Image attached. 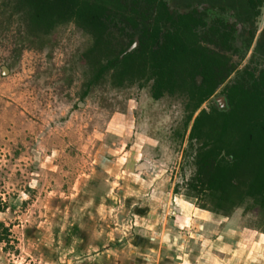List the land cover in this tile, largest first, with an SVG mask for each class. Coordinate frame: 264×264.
<instances>
[{
	"label": "rangeland",
	"instance_id": "1",
	"mask_svg": "<svg viewBox=\"0 0 264 264\" xmlns=\"http://www.w3.org/2000/svg\"><path fill=\"white\" fill-rule=\"evenodd\" d=\"M167 2L232 26L226 43L201 29L230 68L194 114L185 90L155 99L141 74L98 76L81 22L42 25L24 0H0V264H264V208L212 210L195 181L207 124L193 131L202 110L226 106L229 86L264 68V5L251 27L227 5ZM135 22L111 18L103 62L137 47Z\"/></svg>",
	"mask_w": 264,
	"mask_h": 264
},
{
	"label": "trees",
	"instance_id": "2",
	"mask_svg": "<svg viewBox=\"0 0 264 264\" xmlns=\"http://www.w3.org/2000/svg\"><path fill=\"white\" fill-rule=\"evenodd\" d=\"M24 1L34 7V18L39 24L49 26L57 20H75L92 32L95 36L92 53L95 52L99 65L98 76L111 68H119L121 77L129 73L141 74L153 81L155 99L185 90L194 101L192 114L228 75L227 57L203 45L200 37L201 29L207 26L206 32L226 43L232 26L220 19L209 25L205 21V11L197 6L187 11H175L167 0ZM206 2L210 6L227 5L241 21L254 22V17L261 13L259 5L263 6L264 0ZM126 5L130 10L128 15H119L118 8H126ZM115 16L134 22L140 19L141 22H135L133 26L139 43L133 50L126 48L103 62L109 52L106 45L111 30L109 21ZM254 35L252 32L251 37ZM257 48L264 53V31ZM247 75L251 82H240L224 91L226 106L217 107L213 114L202 110L193 126V131L200 135L206 124L208 127L207 141L199 148L195 181L202 187L200 193L206 192L217 200V207L212 210L224 214L247 199H253L264 208V68L258 72L248 71ZM199 186L195 185V188ZM4 209L5 203L0 198V213ZM7 236L8 229L4 228V233L0 232V241Z\"/></svg>",
	"mask_w": 264,
	"mask_h": 264
},
{
	"label": "flooded vegetation",
	"instance_id": "3",
	"mask_svg": "<svg viewBox=\"0 0 264 264\" xmlns=\"http://www.w3.org/2000/svg\"><path fill=\"white\" fill-rule=\"evenodd\" d=\"M263 5H264V3H263ZM259 8L262 9V4L259 5ZM232 10H233V9H232ZM260 11H261V10H260ZM259 15H260V14H259ZM259 15H258V16H259ZM258 16H257V17H258ZM257 17H254V20H253L254 22H252V21H251V22H249V21H244V22L247 23V24H250L251 27H252V26H255V24H256V20H257ZM237 18H239V17H237ZM239 20H240V19H239ZM240 21H241V20H240ZM242 22H243V21H242ZM210 25H211V24H210ZM253 31H254V30H253ZM135 43H136V41H135ZM137 44H138V43H137Z\"/></svg>",
	"mask_w": 264,
	"mask_h": 264
},
{
	"label": "water",
	"instance_id": "4",
	"mask_svg": "<svg viewBox=\"0 0 264 264\" xmlns=\"http://www.w3.org/2000/svg\"><path fill=\"white\" fill-rule=\"evenodd\" d=\"M137 43V42H136ZM201 79V77L199 78V80Z\"/></svg>",
	"mask_w": 264,
	"mask_h": 264
}]
</instances>
